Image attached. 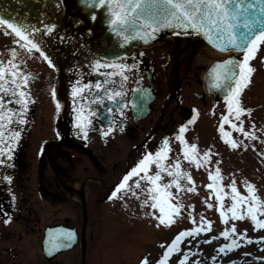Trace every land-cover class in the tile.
Returning a JSON list of instances; mask_svg holds the SVG:
<instances>
[{
	"label": "rangeland",
	"instance_id": "374dc122",
	"mask_svg": "<svg viewBox=\"0 0 264 264\" xmlns=\"http://www.w3.org/2000/svg\"><path fill=\"white\" fill-rule=\"evenodd\" d=\"M14 43L15 40L11 34L0 29V55L3 54L0 60H9L4 55L5 49L9 52L10 58L12 50L15 49L17 53L15 63L20 65V70L27 75L29 73L35 75L32 93L35 100L37 99L34 106L36 113L31 119L36 122H33L35 129L31 132L32 139L26 146H23L26 152L24 162L26 170L24 176L28 187L26 194L30 198V205L33 206L28 217L33 219L34 223L31 229L23 232L20 238L15 237L3 243L5 248L0 249V264H81L80 246L70 252L60 254L51 261H46L42 254L41 240L46 225L63 222L67 218L72 227L78 226L80 229L82 215L81 208L68 195H66L67 202L51 203L45 195L38 194L36 180L40 161L39 170L43 169V161L39 152L46 148L48 140H54L51 132L54 121L50 93L57 82V76L51 69H47L46 64L32 60L26 49ZM200 53L207 55L210 52L206 46H201L196 55L181 68L180 73L182 106L198 107L199 118L182 126L185 131L181 134L179 130L182 127L179 126L183 117L180 109L172 105L165 114L163 130L153 141L155 147L153 154L162 148L163 141L166 139L169 141L170 151L167 152L166 160L162 161L165 164V171L162 173L161 185L171 183L173 178L167 175V171H176L174 165L180 164L181 190H178L175 185L167 189L173 193V198L169 203L174 208H178V211L170 210V215L161 217L159 209L151 207L152 201L146 195V190L151 185L141 180V189H137L134 181L138 178H133L130 186H126V189L122 190L116 198H111L112 188L109 186L115 184L117 179L116 139L111 141L95 129L87 139V148L72 147V172L75 173L72 186L78 187L79 182L85 181L88 199L86 264H142L145 260L147 264H159L164 253L180 232L194 231L198 227L201 228L199 234L183 238L184 240L169 253L165 264H181V261L184 264L194 262L193 253L191 255L189 252L194 247L193 251L197 250L200 255L204 254L205 249L200 248V243L203 241H210L211 250L217 254H222L219 250L224 248L223 259L229 261L230 264H241L238 257L244 254L252 257L255 264H264V229H257L254 226L247 215L246 205L241 206L245 217L242 220H233L231 212L228 211L233 203L230 188L233 180L241 195H249L246 191L245 182H247L255 187L259 198L264 201V45H260L254 58L250 60L249 65L254 72L250 76V83L237 98L239 106L246 110L241 115L240 121H243L245 130L253 133L256 139H246L241 133L232 129L231 123L240 124V121L235 119L236 104L233 105L232 113H229L228 103L221 102L213 109V103L208 96H204L201 100L195 96L196 93L202 94L205 91L203 73L208 67L207 65L202 69L195 68L194 61ZM21 54L24 58L20 61L17 57ZM159 54V52L151 54L157 66L160 63ZM210 57L212 60L221 58L213 55ZM134 64L135 62L132 65ZM135 67L137 74L145 69L137 64ZM72 78L75 80L77 76ZM153 81L158 96L152 105L154 113L152 123H155L169 93V88L162 71ZM247 110H251L250 115L247 114ZM224 116H228L231 122L224 123V131L231 133L228 139L235 140L240 145L235 149L225 143V138L221 136L219 129ZM178 135H182L185 143L182 144L176 139ZM191 145L197 147L196 154H193ZM63 148L65 147L62 146L61 149ZM121 148V153H119L120 175L126 169L129 145L122 142ZM186 151L189 154L188 157L184 156ZM209 151L212 154L210 162H205L204 154ZM197 160L199 167H197ZM217 167L220 169V178L215 181L210 180L209 174L215 176ZM155 171L156 168L153 166L149 174ZM47 173H49V168L46 169ZM187 175L191 176V182L187 179ZM209 184L213 185L212 188L207 187ZM189 189L192 190L189 191ZM218 189L221 190L220 195L223 199H217ZM16 197L15 206L18 205V191H16ZM146 200L147 203H145ZM221 211L225 212L223 218L220 215ZM14 217H18L17 209L14 210ZM161 218L165 223H161ZM224 219L228 220L227 224L223 222ZM257 219L264 220V215L258 214ZM209 223L211 230H209ZM233 226L236 228V233L230 231ZM15 228L17 231L20 229L18 226ZM226 230L230 232L227 239L222 235ZM233 240L236 241L235 245H233ZM249 240L252 243H249ZM226 245L231 246V251ZM6 247H12V249H6ZM14 253L18 256L16 259L11 257ZM215 264L219 263L215 262Z\"/></svg>",
	"mask_w": 264,
	"mask_h": 264
},
{
	"label": "snow or ice",
	"instance_id": "6c2138e0",
	"mask_svg": "<svg viewBox=\"0 0 264 264\" xmlns=\"http://www.w3.org/2000/svg\"><path fill=\"white\" fill-rule=\"evenodd\" d=\"M85 2L97 9H106L107 11V24L111 32L117 37H120L124 42L141 39L147 42L149 39L154 38L155 33L162 29H191L197 35H203L210 44H213L220 50L234 51L243 53L242 60L240 59H227L223 62L216 63L211 69L210 75H214V87L221 89L225 93V100L228 103L229 113L235 107V119L240 121L241 115L245 113V109L239 106L237 98L240 96L242 90L250 83V76L254 69L250 67L249 62L254 58L255 53L259 50L260 45H264V0H85ZM92 21H96L97 16H91ZM0 26H6L18 37L17 43L28 53L33 51L39 52L44 56L45 60L48 57L41 51L38 42L35 39V33L40 32V29H34L31 25H25L22 22L16 21L13 18L0 15ZM55 30V25H48L45 28L46 34H51ZM179 34V33H177ZM220 41L223 43L221 44ZM124 46L123 43L120 45ZM15 49L12 50L11 58L7 61L0 60V157L4 153L11 152V144L18 140L19 131L10 130L9 126L13 123H24V112L19 113L20 119L14 120L17 112L13 108L7 107L5 97H16L13 101L9 99L8 104L15 103L21 105L23 109L27 108L28 93L24 91L29 83L28 75L20 70V65L15 63L16 58ZM49 64L51 61L49 60ZM94 67L99 69H113V71L101 73L105 77L120 75L124 80L127 76L123 72L128 66L122 63L101 62L97 60ZM79 84V82H77ZM104 84L114 83L106 79ZM92 85H86L84 88L74 87L73 95H81L85 90H91ZM94 87L102 90L105 93L109 89L103 88L102 83H96ZM123 93L119 91H112L108 95V99H114L117 96H122ZM83 98V96L81 97ZM98 102V101H97ZM59 107V105H58ZM93 115L95 113H92ZM247 114H251V110H247ZM81 119H84L82 116ZM90 123V121H89ZM224 123H231L228 116L222 117L220 125V132L222 138H225V143L235 149L239 147V143L235 140L228 139L231 133L224 131ZM233 130L241 133L246 139H256L253 133L245 130L243 121L240 124L231 123ZM254 127V126H253ZM6 131H10V135L5 137ZM185 129L182 127L179 132L182 134ZM182 144L185 143L182 135L176 137ZM169 141H163L162 148L153 153H147L133 167L128 174H126L122 182L112 192L111 198H116L126 186H130V181L133 178H138L134 181L136 188L141 189L140 181L143 180L151 187L146 190V195L151 199V207L159 209L161 217L170 215V210L178 211V208L169 203L173 198V193L167 191L175 185L178 190H181L179 177L182 175L179 171L180 164L174 165L176 171L168 170L167 175L172 177L171 183L161 185L160 181L163 179L162 173L165 171V164L162 161L166 160ZM193 154L197 153V147L191 145ZM246 147V146H245ZM188 152H184V156L188 157ZM211 152L204 154L203 159L205 162H210ZM11 159V156H8ZM155 166L156 171L149 174ZM200 164L197 160V167ZM141 173L143 175L141 176ZM220 178V169L217 167L216 175L209 174L210 180H217ZM187 179L191 182V176L187 175ZM246 184V191L248 196H243L238 191L235 181L233 180L230 185L232 192V205L228 209L231 212L233 220H242V205H246L247 215L251 218L254 226L257 229H264V220L257 219V215H264V201H262L257 193L255 187L251 184ZM212 184L207 185L212 188ZM192 189H189L191 191ZM220 189L217 190V199H223L220 195ZM147 203V200L145 201ZM211 207V205H208ZM221 217L225 216V212H220ZM6 223L9 221H5ZM171 221H169L170 223ZM228 223L227 219L223 221ZM161 223H165L161 218ZM209 230L211 225L209 223ZM201 228H196L194 231L180 232L172 241L171 246L164 253L163 259L159 264H165L169 258V253L177 247L183 238L199 234ZM231 233H236V228L233 226L230 229ZM73 233H67L69 239L73 237ZM222 235L227 239L230 235L228 230L224 231ZM246 235V232H245ZM209 242L210 241H206ZM249 243H252L249 240ZM236 241L233 240V245ZM59 247V246H57ZM163 247V246H162ZM231 250V246H227ZM219 251L223 252L224 248ZM142 264H147L143 261ZM181 264H184L181 261Z\"/></svg>",
	"mask_w": 264,
	"mask_h": 264
},
{
	"label": "flooded vegetation",
	"instance_id": "af4514ba",
	"mask_svg": "<svg viewBox=\"0 0 264 264\" xmlns=\"http://www.w3.org/2000/svg\"><path fill=\"white\" fill-rule=\"evenodd\" d=\"M132 64L133 62L131 61L124 63V65L128 66L123 72V75L127 76L126 80L120 75L105 77L101 73L113 70H97L95 67H92L91 69L89 66L88 68L87 65L79 68H71L72 70L68 71L67 81L69 88V105L63 117L65 131L64 129L62 130L60 123L58 122V117L55 118L56 112L53 104L54 109L52 111V118L54 121V127L51 132L54 140H48L45 150L42 153L41 150L39 152L43 161V169L41 171L39 170L40 161L38 163V176L36 180L38 194L45 195L51 203L67 202L66 195L70 196L72 199L71 195L65 188L68 183L73 185L72 180L75 175V173L72 172V147H85L87 141L85 138L88 135H91V132L95 131V129L99 130L102 135L104 133L107 134L108 139L111 141L116 139V187L118 186L120 178L121 158L119 157V153H121L122 142L129 145L126 168L128 165L133 164V162H138L143 154L152 152V149L154 148L153 141L155 138L146 142L144 141L153 130L155 124L152 123L154 113L151 114L149 118L138 120V117L140 116L139 113L136 112V114H134L132 111L130 103L131 94L134 89H143L150 85V82H154L153 79L158 73L160 74L161 71L164 73V69L159 68L161 70L156 69V71H153L150 68L136 63L139 66L145 67L144 70L139 71V74H137L138 72L135 64ZM73 76H77V78L73 80ZM28 78L33 80L32 83L29 84L30 89L24 90L28 93V104L26 109H23L21 105L15 103H7L9 99L14 101L16 97L6 96L4 98L7 107L13 108L17 112L14 120H19V113L23 111V120L25 122L22 124L13 123L9 126L10 130L19 131L20 136L18 140L11 144L12 151H6L4 155L0 157V249L5 248L3 246L4 242L13 240L15 237L20 238L23 235V232H28L34 223V220L28 217L30 209H32L33 206L30 205V198L26 194L28 188L26 185L27 179L24 176L26 171L24 168L26 152L23 146H26V144L32 139L31 132L35 129V127H33V122H36L34 120L31 121V119L36 113L34 106L37 99L35 100L32 93L35 75L30 74ZM106 79L114 81V83L104 84L103 82ZM78 81L80 82V86L77 83ZM96 83H102L103 88L109 89V92L105 93L102 90L96 89L94 87ZM86 85H92L90 91L86 89L81 95H73L74 87L84 88ZM113 90L122 92L123 95L117 96L111 100L108 99V95ZM141 92L144 93L143 90ZM82 96L83 98H81ZM144 99L145 97L142 100ZM51 101L53 103L57 101L55 92L53 93ZM92 113L95 114L93 115ZM82 116L84 119H81ZM159 117L160 113L158 118ZM165 120L166 116L164 115V122ZM105 121H110V125L106 126L104 124ZM163 128L164 124L161 129L163 130ZM84 129H86L85 134L87 136L81 137ZM9 135L10 131H6V139ZM61 139L64 140L63 144L60 147L55 148L52 152V159L57 165L55 166L52 165L49 160V148L52 144ZM62 146L65 148L61 149ZM136 147L138 148L133 151ZM8 156H11V159H8ZM47 168H49V173L46 174ZM61 174L63 176L60 177ZM113 186L114 185L112 184L109 187L112 188ZM16 191H18L17 206H15ZM15 209L18 211V217H14ZM5 221L9 222L6 223ZM56 223H65L66 225L71 226L70 220L67 218H65L63 222ZM16 226L20 227L18 231L15 228ZM7 248L12 249V247H6V249ZM11 257L12 259H16L18 256L14 253Z\"/></svg>",
	"mask_w": 264,
	"mask_h": 264
},
{
	"label": "water",
	"instance_id": "95a60500",
	"mask_svg": "<svg viewBox=\"0 0 264 264\" xmlns=\"http://www.w3.org/2000/svg\"><path fill=\"white\" fill-rule=\"evenodd\" d=\"M58 2L59 5L55 3ZM64 7V8H63ZM98 10L99 18L96 24H91L89 21V17L93 11ZM76 14V15H75ZM0 15L5 17H10L15 19L16 21L22 22L25 25H31L34 29H40V32L44 33L46 26L55 25V30L51 33L56 44H58V40L60 37L65 40L73 41L78 44H83L93 53L100 55L105 58H116L122 56L126 53L130 48L137 46H145L150 44H157L161 42L165 37L173 34L179 33L182 35H197L192 30H178V29H162L155 33L154 38L149 39L147 42L141 39L132 40L130 42H124V46L121 47V43L118 45L116 42V35L114 33H110L109 28H105L104 24H107V11L106 9H97L89 6L85 0H0ZM58 15V16H55ZM67 16V17H66ZM65 17L67 19H65ZM72 21V29H69L67 20ZM77 21H81L78 22ZM65 24H67V28H65ZM87 29H97L98 34L95 30V35L97 39L92 37L87 33ZM163 42V41H162ZM222 44L223 42L220 41ZM202 45V41H197L193 46V51L191 57L198 51L200 46ZM229 59H240L239 57H231ZM55 62L58 66L61 80L64 81V66L59 62L58 52L55 54ZM175 60L177 56H175ZM227 60V59H226ZM225 61V60H224ZM223 62V61H220ZM218 61H214L209 67L208 71L204 75L206 90L208 94L212 97V99L217 102L218 99L224 98L225 93L216 87H214V75H210L211 69L214 67L216 63H220ZM178 67H176L173 77L169 81L170 94L167 103L164 105V110H166L169 103L176 98L177 99V90L180 85L178 78ZM183 114L187 117L190 115V110L184 108ZM190 118V117H189ZM159 124H157L153 133H155L158 129ZM80 198L82 201V212H83V237H82V264L86 263V240L84 236L85 226L87 222L88 209L85 197L82 193H80ZM49 231L48 236L44 242V253L45 257L51 260L54 255V251L52 245L56 244L61 236H52ZM77 242V237L72 241L69 246L64 247L62 250H69L75 246Z\"/></svg>",
	"mask_w": 264,
	"mask_h": 264
},
{
	"label": "bare ground",
	"instance_id": "6f19581e",
	"mask_svg": "<svg viewBox=\"0 0 264 264\" xmlns=\"http://www.w3.org/2000/svg\"><path fill=\"white\" fill-rule=\"evenodd\" d=\"M55 16H58V15H55ZM67 17V16H66ZM65 17V19H67ZM67 23H68V26H69V29H72V21L71 20H67ZM65 28H67V24H65ZM68 29V28H67ZM175 35V32L173 34L167 37H165L161 42L162 43H169L171 44L172 46H174L175 48V52H179V53H182V54H189V53H192L193 51V46L194 44L197 42V41H202L204 38L203 36L201 35H188V34H185V35H180V36H174ZM44 42H47L49 43L50 42V39L48 37H45L44 38ZM159 42V43H161ZM187 42H188V45H187ZM159 43L155 44V46H153L154 44H152V47H156V46H161ZM62 46L63 48L60 49V54L63 55L67 60H70V58H72L73 60L74 59H79L78 56L80 54H83V55H89V52H87V47H83L81 45H79L78 43H75L73 41H63L62 43ZM207 47V50L210 52L209 56L207 55H203V54H199L198 57L195 59L194 61V66L195 68H198L200 67L201 69L205 66H207L211 61H212V57H210V55H213V56H216V57H227L228 55V52L227 55L224 54L223 55V51H219V50H213L212 48ZM165 56H167V54L165 53H161L159 54L158 56V60L159 62L163 63L165 61ZM210 57V59H209ZM214 60V59H213ZM77 188H81V185L78 186ZM73 197H74V200L78 201L79 198H78V194L77 193H74L73 194ZM264 246V245H263ZM192 251L189 252V254L192 255V258H193V261L194 262H191V263H186V264H209L211 261H213L214 263H210V264H215V262H218L219 264H228L229 261L227 260H224V256L222 254H217L214 250H211V242L210 244L209 243H206L205 241L201 242L200 243V248L201 249H205L204 251H206L204 254H199V252L196 250V251H193L194 250V247H192ZM200 249V250H201ZM210 253H212V255H210ZM230 255V254H229ZM239 259V263L241 262V264H255L256 262L254 260H252V257H248L247 254H244V255H240L238 257ZM238 261V260H237ZM228 262V263H227ZM251 262V263H250Z\"/></svg>",
	"mask_w": 264,
	"mask_h": 264
}]
</instances>
